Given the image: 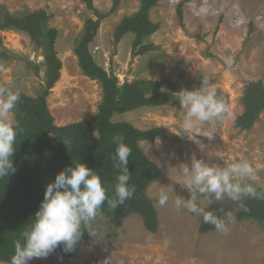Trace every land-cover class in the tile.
Masks as SVG:
<instances>
[{
	"label": "rangeland",
	"instance_id": "1",
	"mask_svg": "<svg viewBox=\"0 0 264 264\" xmlns=\"http://www.w3.org/2000/svg\"><path fill=\"white\" fill-rule=\"evenodd\" d=\"M181 1L160 0L151 10V19L160 24L148 39L155 49L134 56L135 34H126L118 43L115 30L124 17L139 10L141 0H122L116 11H112V0H95L96 8L107 17L90 45L91 52L100 65L119 77L120 84L151 79L161 81L162 90H171L169 81L181 84L207 77L229 105L231 117L204 125L215 130V139L201 136L197 144L179 136L184 115L179 100L114 114V121H127L143 130L166 129L155 141L140 142L148 157L161 167L159 179L147 189L159 213L158 231L147 230L137 213L128 214L118 227L100 210L89 227L95 236L89 234L73 258L51 253L46 258H33L29 264H264V223L239 220V203L227 197L223 201L199 199L205 209L212 203L231 206L225 213L233 217L227 234L216 229L200 232L201 217L178 210L174 204L177 195L190 196L176 181L182 179L179 165L190 166L193 156L221 166L241 159L264 166V112L251 129L236 125L244 111L247 83L264 81V0H187L182 20L177 11ZM5 9L19 16L38 9L52 15L49 27L59 30L56 48L63 68L48 96L50 111L57 125L92 119L103 100V89L84 74L75 48L87 19L96 17L94 11L82 0H0V16ZM43 52L28 34L0 30V87L31 96L42 93L46 80ZM224 57L233 61L230 70ZM199 86L196 83L192 88ZM250 182L264 198V167ZM161 189L170 196L163 207L157 203Z\"/></svg>",
	"mask_w": 264,
	"mask_h": 264
},
{
	"label": "trees",
	"instance_id": "2",
	"mask_svg": "<svg viewBox=\"0 0 264 264\" xmlns=\"http://www.w3.org/2000/svg\"><path fill=\"white\" fill-rule=\"evenodd\" d=\"M88 9L93 10L96 17L87 19L84 32L75 52L84 74L97 80L103 89V100L97 114L89 120L57 125L55 117L48 105L51 89L61 78L63 62L56 48L59 30L49 27L52 17L45 9L30 11L22 16L5 9L0 16V30H17L30 36L33 42L44 50L45 83L42 93L31 96L20 93V101L14 109L15 125L18 135L13 153L15 172L0 179V261L10 263L15 251V242L21 233L30 226L35 212L44 198L47 184L54 181L55 176L72 163L84 162L101 177L108 188L109 196L114 194V185L119 170L113 167L112 155L121 141L131 149L128 170L130 185H135V193L116 209H110L105 203L101 211L120 227L124 218L131 213L142 216L144 226L150 232L159 229V213L154 200L148 195V187L161 175V167L152 161L140 145L142 141L153 142L164 135L166 129L154 127L140 129L132 123L116 122V113L124 114L141 107L162 106L178 101L176 92L181 88L191 89L198 82L188 80L181 84L169 81L171 90H162L163 83L158 80L141 79L125 81L120 84L119 77L100 65L90 45L98 35L107 13L95 6V0H82ZM112 11H116L122 0H112ZM160 0H141L139 10L132 16L122 19L115 30L116 42L132 32L133 55H143L155 49L148 39L155 34L160 24L151 19V10L158 6ZM187 0L179 3L177 11L180 19L184 17ZM41 66H36L40 72ZM14 91V90H13ZM244 111L237 117L236 125L242 130L251 129L264 112V81L247 83L243 95ZM66 141L67 144L64 142ZM246 211H237L239 220L252 219L264 223V198H246L243 202ZM231 206L212 203L205 210L212 211L221 218ZM214 226L205 224L201 217L200 232L214 230ZM83 230L82 239L75 250L65 253L58 247L53 254L60 258H73L84 240L89 236Z\"/></svg>",
	"mask_w": 264,
	"mask_h": 264
},
{
	"label": "clouds",
	"instance_id": "3",
	"mask_svg": "<svg viewBox=\"0 0 264 264\" xmlns=\"http://www.w3.org/2000/svg\"><path fill=\"white\" fill-rule=\"evenodd\" d=\"M224 63L229 70L232 68L231 57H224ZM176 93L175 98L184 110L179 125L182 134L179 136L187 137L197 144H200L201 136L209 141L214 140L215 130L206 129L204 125L222 123L232 115L229 105L218 96L215 85L205 77L201 79L199 87L181 88ZM19 101V91L0 87V179L15 172L12 157L18 130L13 123V113ZM131 152L132 149L121 141L111 157L113 167L119 170L112 196H109L108 188L102 183L100 175L84 162L72 163L62 169L54 181L47 184L34 219L15 242L10 264H29L33 258H46L58 247L65 253H70L81 241L85 229L95 236L89 227L102 206L107 203L114 210L130 199L136 191L135 185L129 184L128 162ZM262 167L264 166L259 163L254 166L243 159L221 166L193 156L190 166L187 163L179 165L178 171L182 179L176 181L182 188L187 189L190 196L185 199L177 195L175 207L202 217L205 224L227 234L233 219L231 213L221 218L212 211H206L200 206V197L216 201H223L227 197L239 203L240 208L246 211L242 201L257 197V189L250 181ZM169 199V193L163 189L157 193V203L161 207Z\"/></svg>",
	"mask_w": 264,
	"mask_h": 264
}]
</instances>
